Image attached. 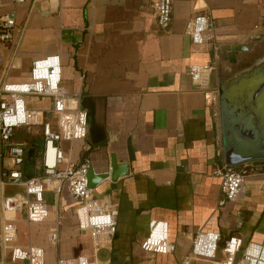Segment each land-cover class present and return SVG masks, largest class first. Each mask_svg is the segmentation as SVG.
<instances>
[{
    "label": "crops",
    "instance_id": "1",
    "mask_svg": "<svg viewBox=\"0 0 264 264\" xmlns=\"http://www.w3.org/2000/svg\"><path fill=\"white\" fill-rule=\"evenodd\" d=\"M205 9L212 14L219 49L251 44L253 50L261 41L264 0H174L168 29L158 26L153 0H4L0 5V15L14 17L22 32L19 47L0 43V81L28 80L33 60L59 54L62 84L88 111L87 137L61 140L60 147L70 161L89 158L97 173L126 163V174L93 188L95 197L117 207L109 247L95 250L92 232L78 226L77 201L67 188L57 194L56 180H45L50 206L45 221L30 222L25 211L16 214V243L44 247L45 264L77 255L100 264H182L199 231L218 232L221 242L216 258L193 264H218L228 238L240 237L244 246L263 241L264 160L241 165L246 180L233 201L222 193L215 173L223 144L219 63L228 54L221 56L212 42L197 45L186 33L188 21ZM256 35L261 38L253 40ZM211 61L217 71L207 83H195L190 64ZM29 103L52 106L50 97H29ZM41 152L27 159V174L42 173ZM1 191L13 194L23 187L8 184ZM59 216L61 234L54 243L50 231ZM152 220L168 222L175 252L152 254L142 248ZM5 264H11L9 255Z\"/></svg>",
    "mask_w": 264,
    "mask_h": 264
},
{
    "label": "built area",
    "instance_id": "2",
    "mask_svg": "<svg viewBox=\"0 0 264 264\" xmlns=\"http://www.w3.org/2000/svg\"><path fill=\"white\" fill-rule=\"evenodd\" d=\"M4 0H0V5ZM26 2L31 0H13ZM174 0H153L158 26L168 29L172 23ZM214 20L205 9L196 13L186 25V33L197 45L212 42L216 50ZM20 33V34H19ZM22 32L15 18L0 15V43L15 42L19 47ZM218 66L213 61L189 66V75L195 83L205 84ZM50 97L52 106L41 109L30 105L29 97ZM219 115V112H218ZM56 118L57 128L52 118ZM40 127L43 136L40 175L26 173L25 165L30 145L29 139L15 138L16 128ZM88 134V111L80 104L78 97L62 84V61L59 54L46 55L33 60L28 80L13 82L0 81V264H5L9 255L11 264H45V248L35 244H17V213L26 212L30 222H43L50 214L45 197L46 179L56 180L55 191L60 194L67 188L77 201L76 215L81 231H91L96 251L112 244L117 229V207L106 204L93 195L89 186V158L81 162L68 160L60 147L61 140L85 139ZM221 164L215 173L221 177L222 193L229 201L236 200L245 184L246 174L241 165H230L224 159L223 144L218 150ZM11 161L10 165L5 160ZM248 163V162H247ZM64 164V165H63ZM245 164V163H244ZM8 184L23 187L22 192L4 194L1 189ZM62 220L59 216L50 231V238L57 243L60 238ZM221 235L214 231H199L192 241V250L182 264H193L199 259H214L220 247ZM142 248L152 254H171L177 246L169 235V225L164 220H152L150 232ZM224 259L218 264H264V239L249 242L237 236L225 241ZM242 251V256L238 258ZM57 264H100L85 255L60 256Z\"/></svg>",
    "mask_w": 264,
    "mask_h": 264
},
{
    "label": "water",
    "instance_id": "3",
    "mask_svg": "<svg viewBox=\"0 0 264 264\" xmlns=\"http://www.w3.org/2000/svg\"><path fill=\"white\" fill-rule=\"evenodd\" d=\"M260 38V35L252 37L253 40ZM249 51H252L251 44L219 49L221 56L227 52L231 64L239 61V52ZM243 59L244 66L231 75L220 74L218 81L223 152L226 163L230 165L264 160V53L252 58L243 56ZM220 69L221 63L219 72ZM42 147V141L30 140L27 159H33ZM125 168L126 163H114L111 171L97 173L90 167L87 175L89 186L95 188L108 177L116 181L127 173Z\"/></svg>",
    "mask_w": 264,
    "mask_h": 264
},
{
    "label": "flooded vegetation",
    "instance_id": "4",
    "mask_svg": "<svg viewBox=\"0 0 264 264\" xmlns=\"http://www.w3.org/2000/svg\"><path fill=\"white\" fill-rule=\"evenodd\" d=\"M264 53V33H263V37L261 39V41L259 43H257L256 45H254V49L245 55V57H255L259 54H263ZM244 56V55H243ZM243 56H241V58L239 59V61L237 63H229V57H223L222 56V63H221V69H220V74L222 76H226V75H231L233 74L236 70H238L239 68H241L242 66H244L245 62L243 59Z\"/></svg>",
    "mask_w": 264,
    "mask_h": 264
},
{
    "label": "trees",
    "instance_id": "5",
    "mask_svg": "<svg viewBox=\"0 0 264 264\" xmlns=\"http://www.w3.org/2000/svg\"><path fill=\"white\" fill-rule=\"evenodd\" d=\"M15 138L18 140H22V139H29L32 141L39 140V137H37L36 134H33L28 127L16 128Z\"/></svg>",
    "mask_w": 264,
    "mask_h": 264
},
{
    "label": "rangeland",
    "instance_id": "6",
    "mask_svg": "<svg viewBox=\"0 0 264 264\" xmlns=\"http://www.w3.org/2000/svg\"><path fill=\"white\" fill-rule=\"evenodd\" d=\"M36 135L39 136V137H42V131L41 132L40 131L39 132L37 131L36 132Z\"/></svg>",
    "mask_w": 264,
    "mask_h": 264
}]
</instances>
